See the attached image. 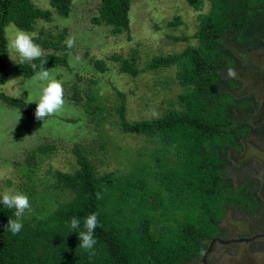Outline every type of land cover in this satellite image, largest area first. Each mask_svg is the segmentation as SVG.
<instances>
[{
	"label": "trees",
	"instance_id": "16d2710c",
	"mask_svg": "<svg viewBox=\"0 0 264 264\" xmlns=\"http://www.w3.org/2000/svg\"><path fill=\"white\" fill-rule=\"evenodd\" d=\"M48 1L61 17H69L72 0ZM206 1L208 12L197 16L196 44L155 55L142 70L136 50L127 57L116 53L111 57L120 73L132 77L176 67L182 91L175 99L177 106L159 119L132 122L125 119L123 103L117 107L123 131L141 133L156 143L161 159L152 151L149 162L138 167L99 174L89 151L76 144L78 167L72 172L51 169L48 180L53 184L31 188L32 211L20 218L23 228L18 234L6 228L8 219H17L15 210L0 203V264H204L210 242L225 233L221 224L230 208L260 218L258 208L263 204L256 186L245 180L233 186L227 165L243 148L244 139L264 138V109L254 94L237 92L241 78L224 73L228 68L236 73L244 69L241 53L263 51L264 0ZM186 2L197 12L204 6V0ZM131 6L132 0H102L95 23L110 26L114 36L129 33ZM52 19V12L38 8L33 0H0V88L11 75L33 77L41 65V60L19 64L8 59L6 27L14 24L21 31L35 32L39 21ZM177 24L178 17L167 23ZM66 38V31L45 30L33 38L45 49L41 59L46 58L48 70L68 66L71 49L65 46ZM94 65L100 72L109 70L104 59ZM117 95L124 101L122 91ZM68 97L83 103L86 112L101 122L104 105L93 86L83 90L75 84ZM0 100L34 116L23 98L0 90ZM53 149V144L40 145L29 152L28 160ZM29 166L37 163L29 161ZM96 192H102L103 199L97 200ZM61 194L65 199L58 203ZM93 212L98 219L97 243L95 255H90L79 247L78 231H71L69 222L80 218L83 230L84 217Z\"/></svg>",
	"mask_w": 264,
	"mask_h": 264
},
{
	"label": "rangeland",
	"instance_id": "374dc122",
	"mask_svg": "<svg viewBox=\"0 0 264 264\" xmlns=\"http://www.w3.org/2000/svg\"><path fill=\"white\" fill-rule=\"evenodd\" d=\"M33 2L38 8L51 11L53 19L51 22L39 21L35 32L25 33L35 38L42 30L54 33L66 31L67 38L75 37L76 44L71 49L68 66L49 70L58 72L60 77L57 75V78L63 82L65 106L60 113L39 121L19 107L10 106L0 100L1 192H20L30 200L31 188L45 189L46 185L53 184V180H48L49 170L72 172L78 167L74 153L76 144H81L89 151L99 174L113 170L124 172L138 167L143 162H149L152 151L161 159L156 143L150 142L141 133L123 131L117 107L123 103L125 119L132 122L153 119V109L162 116L171 106L176 107L175 99L182 91L175 78L176 67L142 71L132 77L127 73H120L118 62L111 57L115 53L127 57L136 50L137 65L142 70L155 55L180 52L186 46L196 44L197 40L193 36L197 29V16L199 13L208 12V2L204 0L203 8L197 12L186 0H132L129 13L130 32L117 36L113 35L110 26L95 23V18L100 14L102 0H72L71 13L67 18L61 17L48 0ZM176 17L179 24L168 26L167 23ZM5 31L9 48L8 59L13 63L19 62L18 53L10 47V40L21 30L14 24H9ZM241 57L245 66L237 72L242 80V86L237 92L254 94L258 105L264 109V49L241 53ZM98 59L106 61L109 65L108 71L100 72L95 67ZM33 77L11 75L0 90L28 102L39 95V89L32 83ZM75 84L82 86L83 90L93 86L98 91L104 105L100 115L103 117L101 122L86 112L83 103L68 97ZM117 91L125 94L124 101L117 95ZM28 104L35 112V102ZM258 119L261 117L258 116L256 122ZM262 138L244 139L243 148L233 153L231 163L227 165L228 177L234 182L233 186L242 184L244 180L249 181L256 186L263 204V207L258 208L263 215L260 219L254 218L245 210H228L221 225L227 229L225 233L230 239L236 235L242 238L264 232ZM46 143L53 144L54 149L49 150L45 156L37 155L35 159L28 160L30 151ZM29 161L37 163V166L31 168ZM174 164L177 165V162L174 161ZM31 183L35 185L31 187ZM63 195L58 196V203L64 201ZM24 214L28 215L29 211ZM256 220L262 221L261 228ZM208 259L211 264H264V245L243 242L225 246L216 244Z\"/></svg>",
	"mask_w": 264,
	"mask_h": 264
},
{
	"label": "clouds",
	"instance_id": "9594fccd",
	"mask_svg": "<svg viewBox=\"0 0 264 264\" xmlns=\"http://www.w3.org/2000/svg\"><path fill=\"white\" fill-rule=\"evenodd\" d=\"M75 44L76 41L73 36H69L65 40V46L68 49L74 48ZM10 47L18 53L19 64L41 60L40 70L35 72L32 79L33 85L39 89V95L28 101L35 102L36 104L34 118L39 121H44L47 117L60 113L65 106L63 82L60 78H57V75L60 77L58 72L49 71L48 68L44 67L46 58L41 59L45 55L42 48L34 42L32 36L24 31L17 32V34L10 40ZM32 67L35 69L37 66L33 63ZM226 75L229 78H235L237 73L233 68H228L226 70ZM151 118L159 119L160 114L153 109L151 111ZM95 197L97 200L103 199L102 192H96ZM0 203H2L7 209L15 210L14 215L17 219H8L6 228L13 235L18 234L23 228V223L20 218L24 215L25 211H32L29 198L27 195L20 192H4L2 196H0ZM97 226L98 219L97 213L95 212L84 217L83 230H80V218L74 216L69 222V228L71 231H78V238L80 241L79 247L88 251L90 255H95L93 249L97 241L94 238V232Z\"/></svg>",
	"mask_w": 264,
	"mask_h": 264
},
{
	"label": "flooded vegetation",
	"instance_id": "af4514ba",
	"mask_svg": "<svg viewBox=\"0 0 264 264\" xmlns=\"http://www.w3.org/2000/svg\"><path fill=\"white\" fill-rule=\"evenodd\" d=\"M260 207H263V206L261 205ZM259 214H260V211H259ZM260 218H263V215L262 214H260ZM260 218H258V219H260ZM256 224L258 225V227L261 228V225L260 224H262V221L261 220H256ZM226 231H227V229H225V232ZM263 233L264 232L262 231V233L255 234V235H252L250 237H244V236H242V238H238L237 235H236V237L231 238V239L226 236V233H224L222 238H217V239H221L222 241H228V240H230V241H238V242H233V243H242L243 242V243H248L250 245H253V244L256 245L257 243H263V245H264V237H262V236H264ZM246 239H248L249 241H247ZM233 243H230L229 245H232ZM216 244H218V243H215V244L211 245V242H210V244H209L210 250H209V253H208V256H207L206 260L208 259L209 255H210V252L215 248V245ZM221 244L222 243H219V245H221ZM209 264H211V261L209 262Z\"/></svg>",
	"mask_w": 264,
	"mask_h": 264
},
{
	"label": "water",
	"instance_id": "95a60500",
	"mask_svg": "<svg viewBox=\"0 0 264 264\" xmlns=\"http://www.w3.org/2000/svg\"><path fill=\"white\" fill-rule=\"evenodd\" d=\"M247 241H249L248 239H246ZM233 242H238V241H230V240H228V241H222L221 239H213L212 241H211V245H213V244H215V243H222V244H225V245H228V244H230V243H233ZM209 250H210V247L207 249V251L205 252V254L203 255V257H202V262L204 263V264H206V258H207V256H208V253H209Z\"/></svg>",
	"mask_w": 264,
	"mask_h": 264
}]
</instances>
